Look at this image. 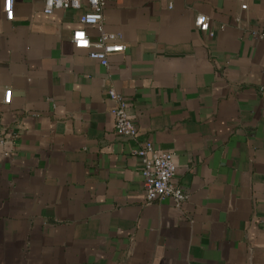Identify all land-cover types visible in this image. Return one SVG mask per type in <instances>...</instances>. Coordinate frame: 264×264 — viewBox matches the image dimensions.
<instances>
[{"label":"crops","instance_id":"obj_1","mask_svg":"<svg viewBox=\"0 0 264 264\" xmlns=\"http://www.w3.org/2000/svg\"><path fill=\"white\" fill-rule=\"evenodd\" d=\"M124 52L75 47L88 9L0 0V264H264V0H104ZM211 18V31L195 18ZM12 101L4 102V91ZM139 140L173 152L189 196L146 202Z\"/></svg>","mask_w":264,"mask_h":264},{"label":"built area","instance_id":"obj_2","mask_svg":"<svg viewBox=\"0 0 264 264\" xmlns=\"http://www.w3.org/2000/svg\"><path fill=\"white\" fill-rule=\"evenodd\" d=\"M16 0H4L3 9L8 20L14 18ZM242 10L249 9L248 0H237ZM83 0H45L44 12L52 14L58 8H81ZM86 9L80 20L84 24L95 25L99 29L97 39H92L87 31L78 28L73 31L72 40L76 48L88 50L89 57L97 60L105 67L110 65L109 56L113 53L124 52L127 44L123 40L122 33L109 32L105 29L104 0H87ZM211 18L205 14H199L195 18V26L202 31H211ZM255 37L264 38V31L254 32ZM1 90V89H0ZM108 95L114 102L111 110L115 118V129L118 135L137 141L138 146L134 153L142 163V173L147 181L146 202H159L165 198H172L177 207H180L187 199L188 194L174 183L176 175V161L173 152H161L151 140H139L136 122L129 113V104L126 96L115 88L108 90ZM12 101V90L4 91V102ZM14 136L3 131L0 126V144L14 142Z\"/></svg>","mask_w":264,"mask_h":264}]
</instances>
